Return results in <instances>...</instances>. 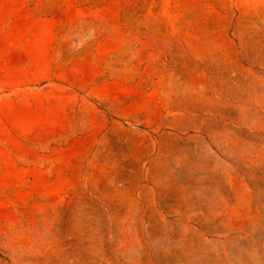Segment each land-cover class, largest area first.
<instances>
[{
  "label": "rangeland",
  "instance_id": "rangeland-1",
  "mask_svg": "<svg viewBox=\"0 0 264 264\" xmlns=\"http://www.w3.org/2000/svg\"><path fill=\"white\" fill-rule=\"evenodd\" d=\"M0 264H264V0H0Z\"/></svg>",
  "mask_w": 264,
  "mask_h": 264
}]
</instances>
